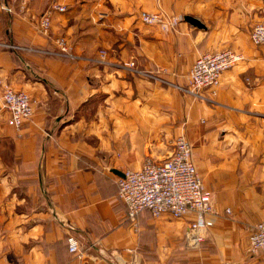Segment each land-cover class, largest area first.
I'll return each mask as SVG.
<instances>
[{"label":"crops","instance_id":"obj_1","mask_svg":"<svg viewBox=\"0 0 264 264\" xmlns=\"http://www.w3.org/2000/svg\"><path fill=\"white\" fill-rule=\"evenodd\" d=\"M51 1L0 0V108L8 86L34 100L20 129L0 111L1 263L264 264L248 251L264 219V46L251 40L264 0H58L67 10L45 35ZM143 11L179 22L145 24ZM59 36L74 58L56 54ZM226 48L245 59L215 90L187 92L196 59ZM180 135L215 205L196 247L193 216L131 220L118 195L126 170L168 158Z\"/></svg>","mask_w":264,"mask_h":264},{"label":"built area","instance_id":"obj_2","mask_svg":"<svg viewBox=\"0 0 264 264\" xmlns=\"http://www.w3.org/2000/svg\"><path fill=\"white\" fill-rule=\"evenodd\" d=\"M67 9L58 0H52L43 12L39 28L45 35L50 33L53 13L65 12ZM141 20L145 24H160L163 28H171L178 24L179 19L168 17L159 12H141ZM251 40L258 46H264V18L251 32ZM59 56L72 57V46L64 36L56 38ZM106 51H101L105 58ZM245 56L232 48L201 54L189 71V87L185 90L200 96L206 88L216 89L222 75ZM127 66L134 68L133 61ZM137 70V69H135ZM2 83L0 79V84ZM2 110L9 113V122L17 129L22 128L34 114V100L24 90L6 87L2 95ZM0 108V111H1ZM119 197L128 206V216L135 220L137 216L148 211L153 217L169 215L174 218L193 216L189 229L190 244L200 246L205 239V232L214 226L215 205L213 192L209 190L193 160V145L185 135L175 141V148L168 158L156 161L147 158L140 169H128L118 181ZM228 214L231 210H226ZM3 232L0 230V241ZM69 250L73 254L80 252V241L75 235L68 237ZM248 251L257 255L264 251V219L255 227L249 236ZM0 264L1 260H0Z\"/></svg>","mask_w":264,"mask_h":264},{"label":"water","instance_id":"obj_3","mask_svg":"<svg viewBox=\"0 0 264 264\" xmlns=\"http://www.w3.org/2000/svg\"><path fill=\"white\" fill-rule=\"evenodd\" d=\"M189 22L193 23L194 25H198V26H201V23L196 20L195 18H192V17H187L186 18Z\"/></svg>","mask_w":264,"mask_h":264}]
</instances>
